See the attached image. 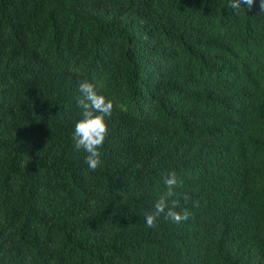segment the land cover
Wrapping results in <instances>:
<instances>
[{"label": "trees", "instance_id": "16d2710c", "mask_svg": "<svg viewBox=\"0 0 264 264\" xmlns=\"http://www.w3.org/2000/svg\"><path fill=\"white\" fill-rule=\"evenodd\" d=\"M230 3L0 0V264H264V11ZM170 171L191 216L148 228Z\"/></svg>", "mask_w": 264, "mask_h": 264}, {"label": "clouds", "instance_id": "9594fccd", "mask_svg": "<svg viewBox=\"0 0 264 264\" xmlns=\"http://www.w3.org/2000/svg\"><path fill=\"white\" fill-rule=\"evenodd\" d=\"M229 7L236 11L251 10L254 7V0H231ZM259 9L264 11V0H259ZM97 87L88 80L79 82L81 95L77 97L76 103L82 109V118L76 121L72 133L75 148L86 153L85 163L93 171L102 163L100 149L108 135V124L105 118L111 116L114 107V101L100 94ZM163 183L166 191L157 197L152 210L145 214L148 228H155L161 216L175 224L186 221L191 216L187 208L182 211L176 210L180 207L181 199L185 201L189 199L187 193L176 191L181 183L176 172L170 171L164 177ZM194 206H196L195 202Z\"/></svg>", "mask_w": 264, "mask_h": 264}]
</instances>
